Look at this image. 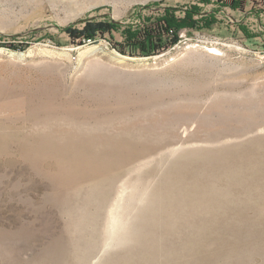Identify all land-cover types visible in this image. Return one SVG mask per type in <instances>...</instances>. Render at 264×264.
Wrapping results in <instances>:
<instances>
[{
  "label": "rangeland",
  "instance_id": "rangeland-1",
  "mask_svg": "<svg viewBox=\"0 0 264 264\" xmlns=\"http://www.w3.org/2000/svg\"><path fill=\"white\" fill-rule=\"evenodd\" d=\"M0 264H264V0H0Z\"/></svg>",
  "mask_w": 264,
  "mask_h": 264
},
{
  "label": "trees",
  "instance_id": "trees-1",
  "mask_svg": "<svg viewBox=\"0 0 264 264\" xmlns=\"http://www.w3.org/2000/svg\"><path fill=\"white\" fill-rule=\"evenodd\" d=\"M232 10H239L241 8L235 5H231ZM198 13L196 8H191L184 12L183 17H177L174 10L168 9L163 12V14L156 18L153 22L142 25L138 28H126L121 31L122 46L130 54H157L165 49L176 44L179 34L181 31L186 30L189 32L198 30L199 23L202 25L206 24V21L203 19H195V15ZM118 24H114L109 29L106 28H94L91 26L85 27L81 35L91 39L94 36L95 32L100 34L107 33L112 35L117 33L113 27H116ZM209 25V24H208ZM208 29V28H206ZM98 30V31H97ZM110 35V36H111ZM121 50V49H120Z\"/></svg>",
  "mask_w": 264,
  "mask_h": 264
},
{
  "label": "bare ground",
  "instance_id": "bare-ground-1",
  "mask_svg": "<svg viewBox=\"0 0 264 264\" xmlns=\"http://www.w3.org/2000/svg\"><path fill=\"white\" fill-rule=\"evenodd\" d=\"M212 54H214V53H212ZM101 124V123H100Z\"/></svg>",
  "mask_w": 264,
  "mask_h": 264
}]
</instances>
